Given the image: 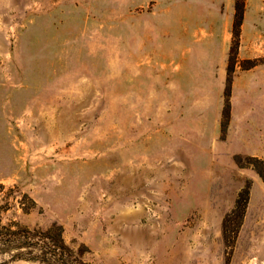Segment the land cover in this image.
I'll return each mask as SVG.
<instances>
[{"label": "rangeland", "instance_id": "1", "mask_svg": "<svg viewBox=\"0 0 264 264\" xmlns=\"http://www.w3.org/2000/svg\"><path fill=\"white\" fill-rule=\"evenodd\" d=\"M233 20L234 0H0V183L36 203L3 222L61 225L90 264H264V187L222 234L252 188L222 143ZM255 68L264 0L245 1L230 109Z\"/></svg>", "mask_w": 264, "mask_h": 264}, {"label": "trees", "instance_id": "2", "mask_svg": "<svg viewBox=\"0 0 264 264\" xmlns=\"http://www.w3.org/2000/svg\"><path fill=\"white\" fill-rule=\"evenodd\" d=\"M246 0H234V20L232 26V45L230 48L227 82L225 88V105L223 108L222 131L224 132L229 118L230 105L228 97L232 72L237 63V51L240 30L244 15ZM254 64L246 68L253 67ZM234 160L240 168H250L256 172L264 183V161L256 157L235 155ZM251 182L246 183L237 193L231 210L224 216L222 221V234L226 245H233L242 226L247 205L250 198ZM14 191L0 183V264H13L18 261H27L38 264H90L83 257L88 249L81 245L75 249L66 243L61 225L52 223L46 229L28 228L16 221L3 222V216L13 208L10 199H14L17 206L24 214H28L36 207V203L27 195L17 193L20 199L13 195ZM17 200V201H16ZM29 201L31 205H26Z\"/></svg>", "mask_w": 264, "mask_h": 264}, {"label": "crops", "instance_id": "3", "mask_svg": "<svg viewBox=\"0 0 264 264\" xmlns=\"http://www.w3.org/2000/svg\"><path fill=\"white\" fill-rule=\"evenodd\" d=\"M230 25V20H228V29H230ZM228 41L224 47L225 51ZM257 70V68L249 70L248 73L240 77L246 82L248 91L239 101L234 100V94L237 82L240 80L239 76L243 74L236 75L234 78L231 90L229 130L225 142L222 143L229 145V148L226 149L228 155L256 157L264 161V79L250 77ZM242 172L245 178L252 181L249 205L252 201L253 189L255 187L262 188L264 184L254 170L246 168L242 169ZM241 187L240 183L237 190Z\"/></svg>", "mask_w": 264, "mask_h": 264}]
</instances>
